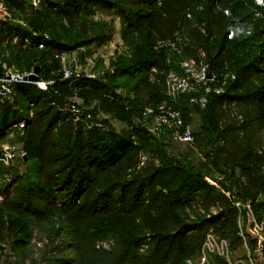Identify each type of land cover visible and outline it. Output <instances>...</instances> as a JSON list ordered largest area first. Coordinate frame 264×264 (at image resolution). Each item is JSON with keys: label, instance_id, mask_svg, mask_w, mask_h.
<instances>
[{"label": "trees", "instance_id": "16d2710c", "mask_svg": "<svg viewBox=\"0 0 264 264\" xmlns=\"http://www.w3.org/2000/svg\"><path fill=\"white\" fill-rule=\"evenodd\" d=\"M7 5L19 12L20 19L13 17L24 25L0 23V59L21 73L39 68L38 82L53 84L47 90L35 83L15 84L10 99L0 98V146L14 126L25 125L22 137L9 139L24 156L9 167L0 163V243L6 232L16 248L24 249L33 219L58 229L53 221L61 215L65 220L58 231L72 238L71 249L81 264H90L82 257L84 246L92 244L98 252L93 242L100 237L113 241L108 261L101 264H185L202 250L209 228L229 240L232 249L242 246L239 211L227 198L231 206L209 219L194 221L187 212L200 193L211 200L223 198L205 181L208 173L192 155L173 159L167 155L165 136L150 143L143 129L117 134L95 117L102 107L130 125L147 97L154 103L150 106L167 102L151 80L152 71L176 69L184 58L168 49L158 53L153 38L182 33L188 39L186 55L202 50L213 72H229L235 80L223 94L212 96L205 109L191 105L186 96L175 105L187 124L199 112L202 124L198 132L193 130L194 145L215 151V171L226 175L231 193L252 202L253 212L259 208L255 216L262 220L257 212L264 210V159L244 140L264 131V13L254 18L255 0H42L37 9L27 0H8ZM234 18L253 24L252 34L229 40ZM117 19L129 52L117 59L114 71L95 79L83 74L64 78L57 56L82 50L83 59L93 47L102 49L113 40ZM74 93L95 107L85 111L75 106L79 112L73 111L69 98ZM232 104L239 113L225 115L224 107ZM143 149L158 164L140 167ZM19 166L24 167L21 173ZM245 236L254 250L257 242ZM144 244L148 249L141 254ZM66 262L56 258L54 264Z\"/></svg>", "mask_w": 264, "mask_h": 264}, {"label": "rangeland", "instance_id": "374dc122", "mask_svg": "<svg viewBox=\"0 0 264 264\" xmlns=\"http://www.w3.org/2000/svg\"><path fill=\"white\" fill-rule=\"evenodd\" d=\"M223 3L225 4L226 1H223ZM17 13L19 14L18 11L12 12L13 16H15L16 19H20ZM115 29V35L113 37V40L109 44L98 50L93 47L92 49H90V55L85 56L83 59L81 55H83L85 51L82 50L71 54H61L57 56L61 63V70L64 72L65 70L72 69L73 72L74 70H76L77 73H91L92 75L98 74L101 76L106 72H113L114 70L112 67L117 59L120 56L128 54L129 52V46H127V44L121 37L120 21L118 19L116 20ZM177 34L178 32L174 33L172 37H168L172 35H170V33H167L164 36L155 35V37L153 38V43H155V51L159 53L162 49H166L158 48V44L164 41L173 40L177 37ZM181 34L179 36H181L182 39L180 40L181 42L178 48L180 54H178V52L176 54L178 57H182L184 59H199L202 58V54H204L206 57V54L202 50H198L196 52L189 51L187 53V56L185 54V48L188 46V39ZM167 73L168 71H166V69L162 71L159 69H154L151 74L153 75L151 76V80L156 84L158 83L157 85L163 90L165 96L166 94L164 89V82ZM32 74L33 72L31 73V75ZM230 81L233 80L226 81L225 90ZM118 95L124 96V92L119 91ZM166 98L168 100L167 102L163 100L160 101V104L156 106H150L154 105V103L150 102V98L147 97L144 104L142 106H139L138 108L142 109L140 116H134L135 118L133 117V119H131L130 125H125L124 123L119 121V119L115 118L112 113L105 111L102 107L98 111V115H96L95 119L97 122L101 123L100 125H103L105 128L107 127L114 130L117 134H123L124 132L133 133L139 129H143L148 133V127L151 123V119L143 117V112L145 109L157 110L160 107L169 108V106H172L176 110H179L177 109L176 105L172 101H170V99H168L167 96ZM69 101L72 105L73 111L75 112H79V109L77 108L79 106L84 107L85 111L92 110V108L95 107L94 105L86 106L83 98L80 97V95H78L77 93H74L72 96H70ZM127 105H129V102L127 103ZM224 109L225 110H223V112L225 113V115L227 113L231 115L239 113V106L236 104L225 106ZM179 111L181 112V110ZM90 117L91 115L88 116V118ZM189 117L190 114L187 113V118ZM225 119H228V116ZM231 119L235 123L234 118L232 117ZM224 122L231 121L224 120ZM201 124V115L199 114V112L195 111L191 115V122L189 125L195 132H198ZM149 135V139L151 140L150 143L155 142V138L162 140V138H164L163 136H165H153L150 133ZM20 137H22L21 129H14L12 131H9L6 139L7 141L9 139H11L12 141H17V139H19ZM165 137L167 139L163 141H165L164 146L167 150V155L169 157H173V159L185 153H189L190 155H192L195 164L198 165V167H200V169L204 173H208L206 174L207 176L205 181L210 186L214 187V189H217L220 192V195H223L221 201H217L214 199L211 200V198L206 196L205 193H200L198 196H196V199L191 202L190 208L187 210L191 219L194 221L209 219L211 216H215L225 209H228L231 206V202L233 206H235L239 211V236L244 240V244H242V246H239L236 249H232L229 240L221 238L217 233L214 232L213 228H209L206 231L202 250L195 257L188 258L185 264H216V259L222 260L223 262H225V264H264V243L263 247H260L258 243L259 241L257 240V246L253 250L248 243V239L245 236L246 234H250L252 232L255 235L262 237L264 241V225H262V223H264V210L257 212V215L259 217L263 216L262 220L258 222V218L255 216V210L259 208L256 207L253 212L252 202L250 200H245L243 198L241 199L239 197L240 194L235 193L236 191L234 193H231L229 191L231 185L228 183V181H226V175L219 173L214 169V162L217 157L215 155V151H208L209 148L207 147L201 148L200 146V148H198L196 145H194L195 143L193 145L172 143L167 136ZM244 140L245 142H250L251 145H255L257 148L256 154L261 156V159H264V131L258 134L256 133V135L253 134L250 138H244ZM211 148L212 147H210V149ZM140 155L141 159H146V163L142 167H146L150 162H155L156 164H158L156 158L153 157L154 154L150 150L143 149L141 150ZM223 169L225 170V167H223ZM16 170L21 173L22 171H24V167L19 166V169L17 168ZM225 171L228 172V169L226 168ZM243 178V180L247 182L246 177ZM16 187L17 185L15 184L12 186V189H15ZM13 195L14 191L12 190L10 192V196ZM226 198L230 202H228ZM3 199L4 197L0 196V204H3ZM256 202H262V197L260 196ZM64 220V217H61L60 215L59 217H55L53 223L56 225V227L60 228L59 222L61 223ZM255 224L258 225V228L255 226ZM30 227L32 229V236L27 244V247L24 249L16 248L13 243V237H8L6 232H4V240L0 243V264H54L56 258L68 261L65 264H81L82 261L81 259L79 260L78 253L74 251L73 248L71 249V243H73L72 238H69L68 236L66 237V234L61 230L58 231L59 228H48L45 222L41 221V219H33L31 221ZM145 244L140 249L141 254H145L147 252L148 247ZM91 245L84 246L82 255L84 260L90 261V264H101L103 260L107 262V253L112 248L113 241L104 237L96 239L93 242V248L98 252L93 251L90 248ZM203 258L206 259L205 262L202 261Z\"/></svg>", "mask_w": 264, "mask_h": 264}, {"label": "built area", "instance_id": "2783aa9c", "mask_svg": "<svg viewBox=\"0 0 264 264\" xmlns=\"http://www.w3.org/2000/svg\"><path fill=\"white\" fill-rule=\"evenodd\" d=\"M30 6L37 9L42 0H27ZM8 0H0V23L15 22L24 25L23 22L16 21L9 9ZM255 9L253 10L254 18H261L264 13V0H255ZM226 17H232L231 11L224 10ZM253 31V26L247 21L239 18H234L231 21V27L228 34L229 40L241 39L250 36ZM181 36L170 41H164L158 44V48H166L172 52L180 54L179 46ZM40 49L44 47L39 46ZM0 67L2 73L0 75V98L3 100L10 99L13 94V86L21 83H31L28 77L31 74L21 73L17 68L0 59ZM74 74L77 76L84 75L88 78L95 79L100 75H92L91 73H77L76 70L68 69L64 71V78H71ZM227 80H235V76L227 72L221 75L213 72L210 65L206 61V57L202 54V58L183 59L180 60L176 69H170L166 74L164 89L165 94L174 104L178 100L186 96L191 105H196L205 109L212 96H219L225 92ZM40 89L47 90L48 85L52 82H34ZM144 118L151 119L148 127V132L153 136H167L173 143L185 145H193L195 137L192 127L185 123L182 114L172 106L169 108L160 107L157 110L145 109L143 112ZM24 123L14 126L16 129H24ZM23 157L24 154L20 147L13 144L11 140L5 141L0 146V163L6 167L13 165L17 157ZM146 159H141L140 167L144 166ZM238 206V205H237ZM264 225V223H262ZM258 228V225L255 224ZM205 258L202 259L205 262Z\"/></svg>", "mask_w": 264, "mask_h": 264}, {"label": "water", "instance_id": "95a60500", "mask_svg": "<svg viewBox=\"0 0 264 264\" xmlns=\"http://www.w3.org/2000/svg\"><path fill=\"white\" fill-rule=\"evenodd\" d=\"M1 73H2V68L0 67V75H1ZM39 73H40V69L39 68H36L35 70H34V72H33V74L32 75H30L29 77H28V81L29 82H31V83H34V82H37L38 81V79H39ZM248 235L253 239V240H255V241H259L258 243H259V246L260 247H263V243H264V241H263V238L262 237H260V236H258V235H255L254 233H248Z\"/></svg>", "mask_w": 264, "mask_h": 264}]
</instances>
